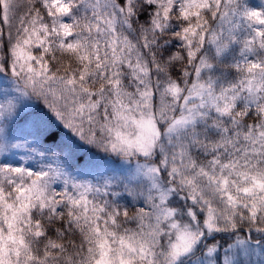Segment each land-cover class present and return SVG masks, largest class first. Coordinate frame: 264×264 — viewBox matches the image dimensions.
<instances>
[{
    "label": "snow or ice",
    "instance_id": "snow-or-ice-1",
    "mask_svg": "<svg viewBox=\"0 0 264 264\" xmlns=\"http://www.w3.org/2000/svg\"><path fill=\"white\" fill-rule=\"evenodd\" d=\"M0 264H264V0H0Z\"/></svg>",
    "mask_w": 264,
    "mask_h": 264
}]
</instances>
